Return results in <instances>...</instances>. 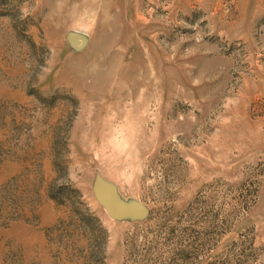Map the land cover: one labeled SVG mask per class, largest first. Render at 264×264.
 Wrapping results in <instances>:
<instances>
[{"label":"rangeland","instance_id":"1","mask_svg":"<svg viewBox=\"0 0 264 264\" xmlns=\"http://www.w3.org/2000/svg\"><path fill=\"white\" fill-rule=\"evenodd\" d=\"M0 264H264V0H0Z\"/></svg>","mask_w":264,"mask_h":264}]
</instances>
